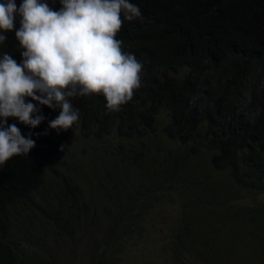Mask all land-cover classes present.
<instances>
[{"label": "trees", "instance_id": "obj_1", "mask_svg": "<svg viewBox=\"0 0 264 264\" xmlns=\"http://www.w3.org/2000/svg\"><path fill=\"white\" fill-rule=\"evenodd\" d=\"M41 2L62 7L60 0ZM129 2L143 19L124 20L116 39L144 76L130 100L111 111L102 94L72 98L79 120L67 130L49 128L59 109L30 97L25 101L39 108L32 115L45 117L38 126L7 118L35 146L0 165V264H55L31 247L33 229L52 225L63 236L61 224L88 220L81 187L69 176L70 137L119 146L97 153L107 222L87 264L113 262L153 202L174 212L164 242L169 264H264V0ZM15 29L4 33L0 56L20 63ZM198 89L208 106L192 100ZM243 91L254 114L230 123Z\"/></svg>", "mask_w": 264, "mask_h": 264}, {"label": "clouds", "instance_id": "obj_2", "mask_svg": "<svg viewBox=\"0 0 264 264\" xmlns=\"http://www.w3.org/2000/svg\"><path fill=\"white\" fill-rule=\"evenodd\" d=\"M53 10L41 0L0 3V44L20 26L15 38L22 61L8 53L0 56V165L14 155H27L35 141L21 134L8 117L36 127L45 119L39 105L59 109L48 122L51 129L67 130L79 120L72 98L102 94L111 111L130 100L139 86L142 65L121 49L116 34L124 20L143 19L138 5L129 0H60ZM123 14V19L121 18ZM63 148V146H61Z\"/></svg>", "mask_w": 264, "mask_h": 264}, {"label": "rangeland", "instance_id": "obj_3", "mask_svg": "<svg viewBox=\"0 0 264 264\" xmlns=\"http://www.w3.org/2000/svg\"><path fill=\"white\" fill-rule=\"evenodd\" d=\"M139 78V86L133 90V93L137 92L144 83L142 71L139 73ZM263 86L264 80L258 83L259 89ZM201 90L198 89L194 93L192 100L198 99V107H206L210 103V98ZM248 98V92L243 91L240 99L233 106L230 123L235 124L253 116L254 111L247 107ZM67 146L68 152L71 153L67 159L69 162L73 161L68 170L69 176L81 187L89 208L88 220L81 215L73 227L61 224L58 230L63 236L55 235L52 225H38L32 231L35 238H32L31 242L34 243L30 242V245L33 249L37 248L43 254L53 257L55 264H87L90 251L95 242L101 241L107 222L104 215L106 210H103V206L106 209L104 189L96 176L102 171V168L99 170L101 155L97 153H101L106 147L108 149L117 147L118 142L115 139L100 142L70 137ZM244 202L241 204L243 205ZM173 220L174 212L171 206L153 202L143 211L139 228L132 229L131 237H124L120 241L122 242L120 251L114 255L113 262L108 264H169L170 255L168 248L164 247V242L168 240ZM40 230L43 238L38 237ZM101 248L102 244L99 245V250Z\"/></svg>", "mask_w": 264, "mask_h": 264}]
</instances>
